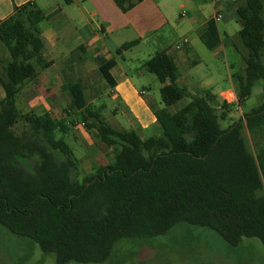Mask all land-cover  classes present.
I'll return each instance as SVG.
<instances>
[{
    "label": "trees",
    "instance_id": "obj_1",
    "mask_svg": "<svg viewBox=\"0 0 264 264\" xmlns=\"http://www.w3.org/2000/svg\"><path fill=\"white\" fill-rule=\"evenodd\" d=\"M113 1L126 12L142 0ZM236 14L237 36L246 49L244 69L234 75L242 105L264 81V0H244ZM44 19L31 1L0 21V44L8 53L0 66V228L54 254L55 264H102L121 239L154 238L179 223L207 227L232 247L243 238L264 245V102L223 129L219 119L233 105L217 101L210 89L192 94L177 85L173 57L157 51L144 66L161 83L162 107L153 110L158 133L142 137L136 129L109 125L104 106L89 104L79 79L61 86L69 99L64 116L22 111L17 101L24 86L50 66L40 38ZM198 35L212 52L221 46L214 19ZM137 42L122 44L116 53ZM83 50L73 51L66 64L83 61ZM95 61L114 87L115 60ZM185 98L186 104L172 110ZM76 124L115 149L110 164L100 163L91 173L81 170L65 141Z\"/></svg>",
    "mask_w": 264,
    "mask_h": 264
},
{
    "label": "crops",
    "instance_id": "obj_2",
    "mask_svg": "<svg viewBox=\"0 0 264 264\" xmlns=\"http://www.w3.org/2000/svg\"><path fill=\"white\" fill-rule=\"evenodd\" d=\"M31 1H34L45 14V19L40 23V38L43 42V56L50 62V66L24 86L19 99L28 105L27 110L30 109L37 114L52 111L49 106L50 97L63 94L59 91L63 84L61 72L66 60L73 51L82 47L88 58L82 63L84 66L87 63L90 66L91 62H94L93 66L98 69L95 61L98 56L115 60L116 64L110 70L115 85L108 86L106 95L112 96L118 103L115 114L120 113L125 118L127 126L138 130L142 137H147L159 131L153 110L161 107L155 95H147L146 88L140 84L149 73L144 66L148 58L157 51H167L178 69L181 67L177 85L179 83L192 94H200L203 90H211L215 86L209 72L200 69L203 56L208 62L214 63L219 59L223 46L229 45L240 49L235 37L240 30L236 8L242 6L244 0H207L206 3L192 0H142L126 12H122L113 0H65V5L51 0H0V21L10 16L15 6ZM210 19L216 21L222 37L221 46L216 52L208 50L198 35L199 29ZM232 20L238 25L235 30L231 26ZM183 39L187 42L176 49L175 45ZM133 40L138 41L136 45L122 54L116 53L122 44ZM146 44L151 46L146 49ZM135 55L140 59L133 77L128 74L132 70L127 61ZM243 56L242 70L245 66ZM7 58L8 53L0 44V63ZM229 83V87L220 85L217 92H211L217 101L233 105L225 117L233 122L239 119L240 114L242 117L245 113L241 110V105L237 104L236 79L231 77ZM2 96L0 90V98ZM176 110L175 108L174 111ZM234 110H238V113ZM80 126L81 124H77L73 129L85 144V140L89 139V131L85 132ZM90 149L92 148L85 147L87 152ZM92 150L93 155L85 154L78 159L85 173L93 172L100 163L112 162V156L107 159L98 149Z\"/></svg>",
    "mask_w": 264,
    "mask_h": 264
},
{
    "label": "rangeland",
    "instance_id": "obj_3",
    "mask_svg": "<svg viewBox=\"0 0 264 264\" xmlns=\"http://www.w3.org/2000/svg\"><path fill=\"white\" fill-rule=\"evenodd\" d=\"M51 1L65 5V0ZM94 20L99 21V19ZM231 26L234 30L238 28L233 20ZM219 27H222V22L219 23ZM235 37L240 49L229 45L223 46L219 59L214 63L208 62L206 57L203 56L204 59L200 69L209 72V77L214 80L215 86L211 88L213 93L219 90L220 85L225 86V88L229 87L231 77L242 70V56L246 54V49L238 36ZM146 45V49L151 46V44ZM87 59L86 56L83 61L65 64L61 72V81L64 83L67 79L81 80L89 104L104 106L102 114L105 121L114 128L129 129L130 127L127 126L125 118L120 113L115 114L117 113L115 107L118 103L112 99V96L106 95L109 87L100 76L98 69L93 66L95 63L91 62L90 66L89 63L86 66L82 64ZM139 59L140 57L135 55L127 61L132 70L128 73L130 76L134 77V69L138 66ZM262 61L264 63V57ZM4 62L0 63V66ZM179 70H181V67H179ZM140 84H143L146 88L147 95H155L156 100L161 103L159 94L161 83L152 73H147ZM178 85L180 84L178 83ZM59 92L63 94L60 96L52 95L49 106L53 114L64 116L69 99L64 92L61 90ZM188 100V98L183 99L172 106V110L180 108ZM263 102L264 81L260 80L253 86L250 96L241 105V110L248 113L261 106ZM17 105L20 110H27L28 105L22 100L19 99ZM159 106L162 107V103ZM234 111L237 112L238 110ZM238 117L240 118L241 114ZM219 123L221 128L224 129L231 123V120L229 118L219 119ZM20 126L18 125L15 129L17 134L20 133ZM80 127L88 132L84 126L81 125ZM88 133L89 139L87 138L86 143L84 142L86 145L82 143L74 129L65 136V141L75 157L80 159L85 154L88 156L93 155L92 149L95 148L104 153L107 159H110L114 150L103 145L95 137L94 131ZM244 134L250 150L255 153L251 137L247 131ZM85 147H91L92 149L87 152ZM262 192L264 193V183ZM0 264H55V255L52 253L44 254L35 242L27 238L13 236L0 228ZM67 264L79 263L69 262ZM102 264H264V245L257 238H243L237 247H232L218 233L207 227L179 223L164 235L154 238L121 239L115 244L110 258Z\"/></svg>",
    "mask_w": 264,
    "mask_h": 264
},
{
    "label": "built area",
    "instance_id": "obj_4",
    "mask_svg": "<svg viewBox=\"0 0 264 264\" xmlns=\"http://www.w3.org/2000/svg\"><path fill=\"white\" fill-rule=\"evenodd\" d=\"M187 40L186 39H183L182 41L178 42L175 47L176 49H179L184 43H186ZM83 126V124H81Z\"/></svg>",
    "mask_w": 264,
    "mask_h": 264
}]
</instances>
